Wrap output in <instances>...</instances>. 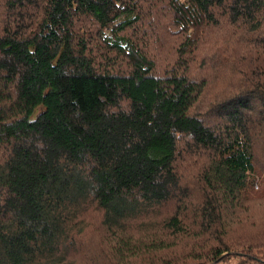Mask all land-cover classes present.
Instances as JSON below:
<instances>
[{"label":"trees","instance_id":"trees-1","mask_svg":"<svg viewBox=\"0 0 264 264\" xmlns=\"http://www.w3.org/2000/svg\"><path fill=\"white\" fill-rule=\"evenodd\" d=\"M151 1L0 0V264H70L93 211L132 264L264 262V0Z\"/></svg>","mask_w":264,"mask_h":264},{"label":"rangeland","instance_id":"rangeland-1","mask_svg":"<svg viewBox=\"0 0 264 264\" xmlns=\"http://www.w3.org/2000/svg\"><path fill=\"white\" fill-rule=\"evenodd\" d=\"M166 2L163 0H152L151 2H146V10L147 7H150L154 4V7H157L158 13H153V15L148 16V20L146 21L148 25H152L158 18L162 15L165 21L169 19L167 11L164 9V4ZM165 10V11H164ZM164 11V12H163ZM162 19V18H161ZM213 35H221L224 36L225 32L224 29H220L219 27H214L211 29ZM109 33V31L107 32ZM173 29L168 31H162L160 33L161 40L156 41L155 39L152 40V44L150 46V52L158 57V68L161 72L166 71L169 66V63H172L175 60L174 52V37H179V35H174ZM213 44V42H212ZM211 44V47H212ZM203 51L208 52V49L205 48ZM173 56V57H172ZM198 68V64L195 65V69ZM201 68V60L199 61V70ZM255 188L257 189L258 186L256 184ZM252 215L261 223V226L264 227V202L263 203H256L253 206V210L251 209ZM92 219L90 221H86V228L81 235H79V245H76L74 248L70 250V264H101L106 259V264H109V260L112 261V264H132L135 256L129 254L128 252L123 253L122 255L115 254L114 251L111 250L110 245H113V238H110V235H106L103 232V227L99 222H95L96 220V212L93 211L91 213ZM150 222L146 227H137V225L133 224L132 227L130 226V230L134 233L132 236V242L135 239H144L148 240V237L152 235L161 236V232L155 231H162V227L157 226L158 220L156 216L150 215L149 218ZM139 226V225H138ZM191 232V231H190ZM188 232V233H190ZM236 234V233H235ZM230 236L226 235V232L223 233V242L221 241L220 245H225V242L229 240ZM149 241V240H148ZM215 241L212 240L208 243H205L203 236L200 235H186L180 237V242L175 245V250L177 254H181L178 258L179 260H184L187 257L190 259L193 258L195 260L196 254H205L206 250L214 244ZM206 245V246H205ZM157 251V250H156ZM160 255H164L163 253L158 251ZM125 254V255H124ZM169 254V253H168ZM235 252H230L228 254L222 255L219 259L209 264H242V261L248 258H242ZM120 256L124 257L125 260H129V263L122 262L120 260ZM174 257H167V259H171ZM154 261H152L153 264ZM250 264H253L252 262ZM261 264H264L262 262Z\"/></svg>","mask_w":264,"mask_h":264}]
</instances>
